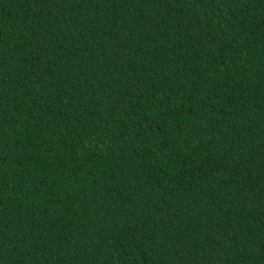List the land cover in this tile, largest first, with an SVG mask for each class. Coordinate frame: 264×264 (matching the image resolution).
Masks as SVG:
<instances>
[{"label":"trees","instance_id":"obj_1","mask_svg":"<svg viewBox=\"0 0 264 264\" xmlns=\"http://www.w3.org/2000/svg\"><path fill=\"white\" fill-rule=\"evenodd\" d=\"M0 264H264V0H0Z\"/></svg>","mask_w":264,"mask_h":264}]
</instances>
